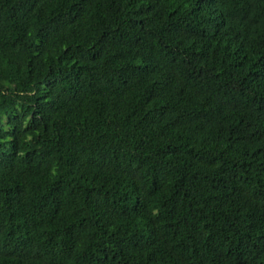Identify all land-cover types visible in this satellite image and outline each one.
<instances>
[{
	"label": "trees",
	"instance_id": "16d2710c",
	"mask_svg": "<svg viewBox=\"0 0 264 264\" xmlns=\"http://www.w3.org/2000/svg\"><path fill=\"white\" fill-rule=\"evenodd\" d=\"M0 264H264V0H0Z\"/></svg>",
	"mask_w": 264,
	"mask_h": 264
}]
</instances>
